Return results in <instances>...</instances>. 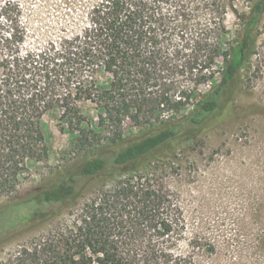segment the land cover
<instances>
[{
    "label": "trees",
    "instance_id": "trees-1",
    "mask_svg": "<svg viewBox=\"0 0 264 264\" xmlns=\"http://www.w3.org/2000/svg\"><path fill=\"white\" fill-rule=\"evenodd\" d=\"M229 10L240 25L231 41ZM22 14L18 0L0 1V264H197L157 182L231 108L264 0L242 14L235 0H91L42 37ZM48 114L76 134L75 160L18 195L29 163L48 161Z\"/></svg>",
    "mask_w": 264,
    "mask_h": 264
},
{
    "label": "rangeland",
    "instance_id": "rangeland-1",
    "mask_svg": "<svg viewBox=\"0 0 264 264\" xmlns=\"http://www.w3.org/2000/svg\"><path fill=\"white\" fill-rule=\"evenodd\" d=\"M18 1L32 34L42 37L56 33L55 24L80 18L91 0ZM253 2L235 0L238 13L248 12ZM225 23L230 32L226 39L231 41L240 29L239 18L229 10ZM256 39V53L240 73L231 108L183 144L157 182L166 187L183 213L186 234L180 249L193 255L197 264H264V15ZM223 66L220 57L217 68ZM220 78L221 74L217 80ZM84 110L97 121L92 104L84 105ZM43 129L48 161L29 163L18 195L46 184L52 176L51 167L75 160L71 151L76 134L57 115H46ZM132 130L140 132L142 128L127 127L125 132ZM8 200L0 197V207ZM79 206L71 211H78ZM211 244L216 246L215 253L209 250ZM10 247L13 245L6 249Z\"/></svg>",
    "mask_w": 264,
    "mask_h": 264
}]
</instances>
